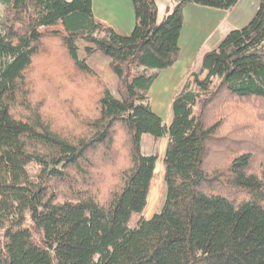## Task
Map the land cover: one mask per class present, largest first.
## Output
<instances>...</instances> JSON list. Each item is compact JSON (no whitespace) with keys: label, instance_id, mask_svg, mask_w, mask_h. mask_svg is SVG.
Returning <instances> with one entry per match:
<instances>
[{"label":"trees","instance_id":"obj_1","mask_svg":"<svg viewBox=\"0 0 264 264\" xmlns=\"http://www.w3.org/2000/svg\"><path fill=\"white\" fill-rule=\"evenodd\" d=\"M131 1L135 26L123 36L94 17L93 0H0V264H264V176L254 163L264 135L226 133L243 121L264 130V0L205 55L206 75H192V100L185 90L174 98L169 127L150 103L158 75L147 72L177 62L188 5L228 11L240 0H179L162 21L156 0ZM49 41L101 87L79 134L27 103L25 75L54 56ZM80 41L93 46L87 57L110 59L119 98L79 57ZM144 135L169 137L165 202L149 220L158 155L142 153Z\"/></svg>","mask_w":264,"mask_h":264},{"label":"rangeland","instance_id":"obj_2","mask_svg":"<svg viewBox=\"0 0 264 264\" xmlns=\"http://www.w3.org/2000/svg\"><path fill=\"white\" fill-rule=\"evenodd\" d=\"M158 1L160 17H162V15L168 11L166 5H174L179 0ZM240 1H252V3L259 5L258 1L255 0ZM190 6L194 5L190 4L185 10V30L195 25L193 21H195V15L198 14L196 11H193ZM0 9L2 15L3 8L0 6ZM253 17L254 15L252 18ZM182 45L185 44H181V47ZM58 46L57 41H49L48 47L53 51L54 56L46 57L45 55H41L36 59L34 65L25 75L24 93L27 94L26 99L29 106L39 110L42 117L51 123L55 129L70 136L81 133L87 123L95 116V101L99 96L98 92H101V87L96 85V83L91 81L88 77L79 75V73L75 71L73 65L67 61L65 55L59 50ZM184 56L185 58H180L179 55L173 67L160 72L159 79L152 86L149 93L153 111L161 117L168 126L173 120L172 102L174 98L182 92V88H185L184 90L187 93V97L192 100L195 90L192 75H197L199 78L203 79L206 74V72H203V68L201 70V66L200 68L197 67L199 64H194L193 60H188L187 55L184 54ZM185 64H191V68L186 73V76H184V73L188 66ZM107 68L112 72L110 65ZM147 73L149 75L155 74L154 71L150 70ZM112 74L115 76L113 72ZM101 80L109 89L104 80L102 78ZM180 89L181 91L179 92ZM177 91L179 92L178 94H176ZM112 92L116 98H119L118 81L116 86L112 88ZM170 101L172 102L170 103ZM196 110H199V108ZM21 111L24 112L23 109H21ZM243 123L244 121L239 126L227 127L226 133L231 132L234 136L240 137L241 140L247 138V136L248 138H253L261 133L264 135V130L262 132L255 130V132L252 133V127L248 125L255 123L245 124L249 129H245L246 127ZM167 138L168 137L157 139L150 135H144L141 140V149L144 155H158L147 207L141 215L144 219H151L155 214L159 213L165 202L166 186L164 182L165 170L163 159L167 148ZM247 144H249V142H247ZM250 146L252 150V145ZM255 149L257 150V156L254 159V163L256 167L261 164L257 172L260 176H264V151L260 152V146L258 145L255 146ZM38 169L39 168L35 166L31 167V174H37V171H39ZM110 176L111 174L109 173L108 178H110ZM139 219V215L133 216L130 227L135 228Z\"/></svg>","mask_w":264,"mask_h":264},{"label":"crops","instance_id":"obj_3","mask_svg":"<svg viewBox=\"0 0 264 264\" xmlns=\"http://www.w3.org/2000/svg\"><path fill=\"white\" fill-rule=\"evenodd\" d=\"M156 1L159 8V1ZM166 7L167 10H169L173 7V5L167 4ZM187 7L185 8V10L187 9ZM190 7L198 14L195 15L196 18L195 21H193V24L195 25L185 30L186 23L184 10V26L179 42L181 49L180 58H185L184 54L187 55L188 60H193L194 64H199L197 65V67L200 68L201 66L202 70L205 55L210 52V50H214L215 48H217L229 32H231L232 30L241 29L246 26L251 21L252 16L255 15L259 5L252 3V1H239L236 7L228 11L210 8L208 9L196 5ZM93 14L94 17L101 23L113 28L118 34L123 36L129 35L133 31L135 26V14L131 0H93ZM165 15L166 13L163 14L162 17H160L159 8V21H162ZM183 43L185 45H182L181 47V44ZM78 47L79 57L81 59L87 60L88 65L104 80V82L108 85L111 93L114 94L112 92V88L116 86L118 78L116 77V75L114 76L112 72H110V70L107 68L110 65V59L100 52L87 57L85 48L93 46L86 44L83 41L78 42ZM185 65L188 67L184 73V76H186V73L191 68V64ZM149 70L154 71L155 74L158 75L159 79L161 71L154 69ZM182 89L184 90V88ZM180 91L181 89L179 90V92ZM179 92L177 91L176 94H178ZM171 102L172 101H170V103ZM168 140L169 137L166 140L167 145Z\"/></svg>","mask_w":264,"mask_h":264}]
</instances>
